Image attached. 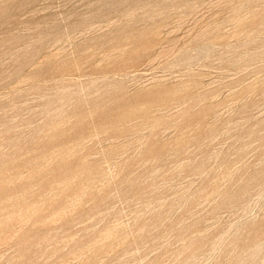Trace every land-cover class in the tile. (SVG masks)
Returning <instances> with one entry per match:
<instances>
[{"label":"rangeland","instance_id":"1","mask_svg":"<svg viewBox=\"0 0 264 264\" xmlns=\"http://www.w3.org/2000/svg\"><path fill=\"white\" fill-rule=\"evenodd\" d=\"M134 263L264 264V0H0V264Z\"/></svg>","mask_w":264,"mask_h":264},{"label":"bare ground","instance_id":"2","mask_svg":"<svg viewBox=\"0 0 264 264\" xmlns=\"http://www.w3.org/2000/svg\"><path fill=\"white\" fill-rule=\"evenodd\" d=\"M89 170V169H88ZM19 177V176H18ZM21 179V178H20ZM8 182V181H7ZM10 183H13L12 181L10 182ZM63 183H65L66 184V182H63ZM60 185H62V184H60ZM13 186V185H12ZM24 186V185H23ZM87 187V186H86ZM92 187V186H91ZM154 188V187H153ZM84 189V188H83ZM150 189V188H149ZM25 192H26V190H25ZM145 192V191H144ZM23 193H24V191H23ZM17 194V193H16ZM21 194V196H22V192L20 193ZM143 195V194H142ZM147 195V194H146ZM19 195H17V197H18ZM16 197V198H17ZM23 197V196H22ZM15 199V198H14ZM22 200H23V198H22ZM18 201V200H17ZM18 203V202H17ZM22 203H24V202H22ZM26 204V203H25ZM19 206V205H18ZM21 206V205H20ZM17 210V209H16ZM22 210V209H21ZM13 211H14V209H13ZM12 212V211H11ZM15 212V211H14ZM13 212V213H14ZM19 212H20V210L18 211V214H19ZM12 213V214H13ZM35 213V212H34ZM16 214H17V211H16ZM36 214V213H35ZM22 215V214H21ZM34 215V214H33ZM17 216V215H16ZM25 216H27L26 214H25ZM7 224V223H6ZM145 228V227H144ZM144 230V229H143ZM143 230H142V232H143ZM112 232V231H111ZM141 232V231H140ZM107 233V232H106ZM110 237H111V235H110ZM241 237V236H240ZM105 238V237H104ZM115 238V237H114ZM242 238V237H241ZM102 239V238H101ZM110 239V238H109ZM107 241V240H106ZM110 241V240H109ZM116 241V240H115ZM119 242V241H118ZM254 242V241H253ZM102 243V242H101ZM106 243V242H105ZM109 243V242H108ZM99 244V243H98ZM117 244V243H116ZM253 244V243H252ZM96 245H97V243H96ZM192 246V245H191ZM98 247V246H97ZM103 247V246H102ZM188 249V248H187ZM190 249H191V247H190ZM185 250V249H184ZM192 251V250H191ZM180 252V251H179ZM233 252V251H232ZM247 255V254H246ZM182 256V255H181ZM256 256V255H255ZM251 257V256H250ZM123 258H124V255H123ZM95 259V258H94ZM98 259V258H97ZM120 259V258H119ZM101 262V261H100ZM118 262H119V260H118ZM135 264V263H134Z\"/></svg>","mask_w":264,"mask_h":264}]
</instances>
